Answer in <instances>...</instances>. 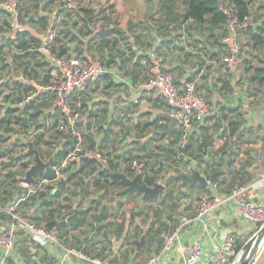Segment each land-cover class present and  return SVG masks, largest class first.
<instances>
[{
    "label": "crops",
    "instance_id": "1",
    "mask_svg": "<svg viewBox=\"0 0 264 264\" xmlns=\"http://www.w3.org/2000/svg\"><path fill=\"white\" fill-rule=\"evenodd\" d=\"M255 10L251 4L253 17L259 15ZM184 13L185 4L176 0H22L20 15L26 28L14 44L9 20L3 16L7 13L0 6V87L7 92L14 88L11 82L17 81L10 99L0 101V201L24 198L20 210L40 225L57 226L61 244L113 264L141 263L153 255L159 256V264H181L196 241L204 248L202 261L211 262L226 235H236L237 245L247 240L256 226L241 217L238 201L230 193L236 186H250L249 196L264 205V89L252 85L240 66L230 68L220 61L223 52L215 55L220 48L210 30L184 19ZM259 13L254 26L264 20V8ZM46 27L58 30L55 47L59 52L106 67L81 99L72 96V105L81 101L79 126L86 146L92 144L105 153L111 172L131 166L130 154H149L153 163L156 159L159 163L161 153L170 151V141L178 136V124L172 138L166 134L171 123L166 117L171 115L167 101L146 86L157 57L178 86L195 80L197 90L212 105V113L192 131L195 140L189 149V166L168 161L156 169L165 174L156 181L166 186L157 199L143 201L142 194L134 195L121 198L118 207L117 201L100 199L104 189L87 193V179L104 170L97 159L71 165L58 180L44 178L48 169L35 175V185L20 180L35 163L23 139H42L40 152L45 161L55 151L58 162L71 147L65 144L70 138L58 130L56 113L49 114L52 101L47 91L34 97L27 111L7 109L12 102L21 104L19 95L36 90L48 68L38 54L35 36ZM22 113L31 118L28 127L16 121ZM177 169L189 176L200 172L207 180L220 182L219 208L203 220L196 219L208 185L187 181V186L180 181L167 185L164 177ZM215 175L214 180L211 176ZM90 184L95 186L92 180ZM171 189L173 194L168 192ZM75 204L90 209L85 221L69 220ZM103 208H107L105 213ZM9 221L1 214L0 229ZM181 222L180 238L165 250L166 237ZM144 236L145 243L139 246ZM0 264L94 263L19 230L10 255L0 246Z\"/></svg>",
    "mask_w": 264,
    "mask_h": 264
},
{
    "label": "built area",
    "instance_id": "2",
    "mask_svg": "<svg viewBox=\"0 0 264 264\" xmlns=\"http://www.w3.org/2000/svg\"><path fill=\"white\" fill-rule=\"evenodd\" d=\"M21 1L0 0L1 8L10 16L9 35L14 44L18 43L19 34L26 28L20 15ZM221 2L223 12L227 16V32L223 36L222 42L226 45L228 51L221 61L230 68H235L241 49L240 33L252 24L254 17L252 13L240 16L237 5L233 0H222ZM36 35L40 40L39 51L45 56L50 68L42 76L37 89L31 92L26 99H32L43 91L50 92L53 96V109L62 112L60 122H58V130L68 135L72 140L71 148L66 151L58 162L56 161L53 164L52 170L55 178L51 180L61 179L71 165L85 159H97L101 164H106L108 159L103 151L97 147L90 148L86 146L84 132L79 126L81 101L79 100L77 105L74 108L72 107V96L76 95L77 98L81 99L88 86L106 72L105 65L92 63L74 55L60 54L54 50L57 33L53 27L38 30ZM152 70L153 74L147 78L146 86L155 91L156 94L163 96L167 101L171 115L177 118L178 128L181 132L180 146L185 148L194 126L202 124L212 113V105L197 90L195 80H187L184 87L178 86L175 83L173 74L164 69L161 57L155 59ZM183 156L187 161L189 156L186 154H183ZM131 167L140 172L147 169L148 164L140 159H135ZM207 185L209 191L201 196L197 206L195 218L198 220H203L211 212L217 210L221 204L219 184L207 180ZM250 188L252 187L239 185L234 187L230 194L238 201L241 217L257 228L258 224L264 223V205L253 201L249 196L252 193ZM23 199L18 197L8 203L0 201V215L7 213L11 218L9 224L0 229V246L3 248L4 253L10 255L13 252L17 241V233L19 230H24L46 242L61 245L69 254L77 255L94 264H113L109 260L91 257L85 251L76 247L61 244L56 226L40 225L20 210ZM186 221H189V219H186ZM182 230L183 223L181 222L168 234L165 239V250H170L172 245L180 238ZM237 242L236 235L232 233L226 235L217 247L213 260L207 262L202 261L204 248L200 242L196 241L192 245L190 253L182 259L181 264H232L238 255ZM128 264H159V256L153 255L141 263Z\"/></svg>",
    "mask_w": 264,
    "mask_h": 264
},
{
    "label": "trees",
    "instance_id": "3",
    "mask_svg": "<svg viewBox=\"0 0 264 264\" xmlns=\"http://www.w3.org/2000/svg\"><path fill=\"white\" fill-rule=\"evenodd\" d=\"M176 1H182L185 4V13L183 15L184 19H192L193 21L197 22L202 29L210 30V32L212 33V38H215L216 43L220 48V50L218 52H216L215 55L219 56V54L221 53V49H222L223 55H222L221 59L224 58V56L228 53L226 45L222 42V38L227 32V16L223 12V9H222V2H221L222 0H176ZM252 1L253 0H233V2L237 5L240 16L252 13L251 12ZM21 19H22V14H21ZM47 28H49V27H46L45 29H47ZM56 33H57V35L55 38V45L58 42V38H59L58 30H56ZM241 35L246 38L247 50H245V52H241L242 48L240 49V52L238 54L237 64H239L238 66H240L242 68V72L244 73V75H246V74L248 75V81L252 85H254L258 89L259 88L264 89V20L257 26H254L253 22H252L251 25L247 26L240 33V36ZM35 36H36L37 41H38L37 50H39L40 40L36 34H35ZM55 45H54V50L58 51L57 48L55 47ZM59 53L65 54L62 52H59ZM38 54L41 55L43 58H45V56L40 51H38ZM215 59L217 60L216 57H215ZM45 60H46V58H45ZM47 64H48V62H47ZM49 68L50 67L48 64V68L46 69V72L49 71ZM46 72H45V74H46ZM16 82L17 81H14V80L11 82L12 85L14 83V88H10L9 90H7V92H5L6 88H4L3 86L0 87V101H2L3 99H5V100L10 99L11 95L15 91ZM26 90H27V88H25V90H24L25 93H26ZM29 94L30 93H27L26 96H23V94L19 95L17 100H18V103L20 102L21 104L16 105V102H12L11 106L7 107V109L12 110V112H17V113L19 110L27 111L29 108L31 100L34 99V98H32V99L27 100L26 98ZM47 94L51 96V101H52L51 102L52 112L50 111L49 114L50 113H56L57 119H55V122H57V121L60 122V119H61L60 117L62 116V112L53 109V107H52L53 106V96L50 92H48ZM36 97H38V96H36ZM72 107L74 108L75 106L73 105ZM79 109H81V107ZM16 118H17L16 121L22 122L23 126L28 127V125H30V119L31 118L29 115H25L22 113L20 115H17ZM66 136L68 137V135H66ZM180 136H181V132L179 131L178 136L173 137L172 140L170 141V144L172 145L171 150L166 151L165 153H161V155H160L161 158L159 159L160 160L159 161L160 166L157 169L161 170L165 166V163H167L168 161L170 163H173V162H177V161L181 162V160H185L183 154L189 155V149H190L191 141L195 140V137L193 135H191L188 139V143H187L186 147L182 148L180 146ZM197 140H200L199 137L197 138ZM32 141L34 142V146L36 148H38L39 150H41L42 139L36 138ZM22 144H23V146H28L26 143V138L23 139ZM65 144L69 147L72 146V140L67 139ZM90 145H88V147H90V148L95 147L92 144H90ZM54 152L55 151L51 152V154L48 155L49 159L54 154ZM56 155H58V152L55 153V160L57 159ZM136 155L133 156L132 154H130L129 157L127 158L128 162H130L132 164L133 160L140 159L141 161H145L148 164V161L144 157L150 156L149 154H144L143 156H136ZM55 160H54V163L56 162ZM83 161L90 162L92 160L85 159ZM92 163H94V161L91 162V164ZM51 166L48 168V170L44 174H42L44 176V178H49V179L55 178V174H54ZM92 170L94 171V169H92ZM114 170L122 171L130 177H134L137 173V171H135L130 165H128L126 168H124L122 170L117 169V168H114ZM160 170H154L153 169L154 173L159 172ZM140 172H141V182H146L149 185H152L156 180L159 179L158 176H156V174L149 173V172H147L146 169H144ZM180 173H182V172H180L178 170V171H175L172 175H168V176L164 177V179H165L164 182H166L167 185H169V183L171 184V182L180 181V182H182V184L185 183L184 185H189V183L183 181V179L179 176ZM99 174L100 175H98V176H94L92 178V180L94 182L95 188L98 191L104 189V192L100 196L101 200L108 199L110 202L117 201L118 207H121V205H122L120 202L121 198L131 199V198H133L134 195H137V196L140 195V193L138 191H134V192H131L127 195L116 196V193L118 191L124 189V187H125V185L121 181V179L118 177L109 176V174H107L102 169L100 170ZM37 176H39V174H37ZM217 177H218V175L211 176V178L214 180L217 179ZM15 181H17V180H15ZM219 184H220V182H219ZM173 191H174L173 189L168 190V192H170V194H173ZM206 192H208V190ZM179 193H180V195H182L183 191L182 192L178 191V194ZM148 200H151V199H147L146 201H148ZM106 211H107V208H103V213H105ZM71 212H72V210H70V213ZM89 212H90V209L87 208V210L84 212V214H82V216L77 220L76 223L85 221L88 218ZM3 215L8 217L9 219H11L7 213H3ZM64 222L68 223L66 220H64ZM261 225L262 224H258L257 227H260ZM49 226H53V225H49ZM244 243L245 242H242L239 245L236 244L237 251H239L241 249V247L243 246ZM130 249H131V247L129 246V248H127L126 252H129Z\"/></svg>",
    "mask_w": 264,
    "mask_h": 264
},
{
    "label": "water",
    "instance_id": "4",
    "mask_svg": "<svg viewBox=\"0 0 264 264\" xmlns=\"http://www.w3.org/2000/svg\"><path fill=\"white\" fill-rule=\"evenodd\" d=\"M166 117L171 121L170 126L166 129V134L172 138V134L176 130L177 118L169 114L166 115ZM26 143L28 145V153H31L35 156V163L30 166L25 176L20 178V180L24 184L35 185L37 183V178L35 175L39 172H45L48 167L54 163L55 154H53L48 161H45L41 156L40 150L34 146V142L32 140H26ZM103 169L111 177L120 178L125 185L124 189L116 193V196L127 195L131 192L138 191L140 194H142V200L144 201L147 199H157L159 195L166 189L165 184L162 182L155 181L152 185H149L146 182L142 183L141 172H137L134 177H130L121 171L111 172L106 165L103 166ZM179 176L183 179V181L207 186V179L202 176L200 172H196L194 176H189L184 173H180ZM23 189L24 187L19 189L18 195L22 193ZM85 210L86 208H79L78 205L75 204L73 207V212L69 216V220L76 221L80 218V215ZM258 228V230H255V233L245 241L241 249L238 251L237 258L232 264H257L264 249V223ZM144 243L145 236L142 238L141 242H138V245L141 246Z\"/></svg>",
    "mask_w": 264,
    "mask_h": 264
},
{
    "label": "rangeland",
    "instance_id": "5",
    "mask_svg": "<svg viewBox=\"0 0 264 264\" xmlns=\"http://www.w3.org/2000/svg\"><path fill=\"white\" fill-rule=\"evenodd\" d=\"M252 4H253V6H254V8L256 9L255 10V14H256V12L259 14V15H257V16H254L256 19L258 18V17H260V11H263V8H264V0H253L252 1ZM4 16V18H5V20L7 21V20H10V16L9 15H7V14H4L3 15ZM240 45H241V52H245V50H247V44H246V38L245 37H243L242 35L240 36ZM247 54V53H246ZM239 64H237V66H238ZM147 161H148V167H147V172H149V173H154V171H153V169L154 170H156L157 168H159V163L157 162V159H156V161L153 163L152 162V159L151 158H149V157H144ZM181 162H183L182 164L184 165V166H189V164L188 163H190V161L189 160H181ZM181 162H176V163H180L181 164ZM175 163V162H174ZM172 164V163H171ZM170 166H172V165H170ZM153 168V169H152ZM177 170H180V171H182L181 169H177ZM154 174H156V176H158V178L159 179H163V176L165 175V174H163V172H155ZM91 180H92V178H88L87 179V185H88V189H86V192L87 193H92V190L93 191H95V192H98V190L95 188V186H92L91 184H90V182H91ZM93 181V180H92ZM187 186V185H186ZM185 186V187H186ZM183 195V194H182ZM194 201H196V196H193V198H192V202H194ZM258 228V227H257ZM256 228V231L259 229H257ZM255 233V231L254 232H252L251 234H250V236L247 238V240L253 235ZM244 241H246V239L244 240ZM69 246H71L72 247V245H69ZM257 264H264V249H263V252H262V254L260 255V257H259V260H258V262H257Z\"/></svg>",
    "mask_w": 264,
    "mask_h": 264
},
{
    "label": "bare ground",
    "instance_id": "6",
    "mask_svg": "<svg viewBox=\"0 0 264 264\" xmlns=\"http://www.w3.org/2000/svg\"><path fill=\"white\" fill-rule=\"evenodd\" d=\"M103 165H105V164H103ZM52 168H53V165H52Z\"/></svg>",
    "mask_w": 264,
    "mask_h": 264
}]
</instances>
